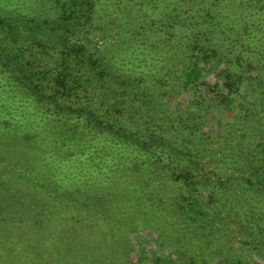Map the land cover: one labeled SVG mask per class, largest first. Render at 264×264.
<instances>
[{"label": "trees", "instance_id": "16d2710c", "mask_svg": "<svg viewBox=\"0 0 264 264\" xmlns=\"http://www.w3.org/2000/svg\"><path fill=\"white\" fill-rule=\"evenodd\" d=\"M237 1L229 0V3L235 5ZM28 2L25 0L24 4ZM54 2L52 13L29 16L15 10L0 14V167L5 165L2 169L8 174L6 183L0 178V194L3 191L11 201L20 200L22 189L31 187L27 181L44 186L50 179L69 180L73 187H80L79 190L75 188L74 197L87 195L92 198L99 193L92 191L93 186L109 190L112 185L120 192L119 186L127 179L123 172L126 168L114 167L137 164L168 168L191 159L188 156L193 147L231 168L230 180L220 182L228 185V190H221L219 186L218 197L221 192L239 186L244 189L264 187V172L259 169L245 179L238 174L245 167L247 171L250 170L248 166L258 167L264 159V149L260 148L264 145V81L261 79L264 66L246 62V72L234 70L222 75L227 91L224 104L228 108L224 121L217 124L215 133L219 135H212L213 143L208 147L205 143L184 146L180 143L184 138L179 133L181 121L175 118L166 120L165 103L171 98H166V102L162 98L172 90L163 78L156 77L163 69L160 65L164 60H161V50L154 44L157 40L154 43L151 40L152 37L158 39L160 33L165 35L167 29L183 19L173 14L171 18L158 21L146 10L139 19L149 18L151 23L134 24L133 18L137 19L134 9L138 8L137 4H147V0ZM150 2L151 9L159 6L158 2ZM240 2L243 9L241 21L253 26L264 25V0ZM198 3L196 11L199 16L185 10L184 21L189 22L193 31L184 32L188 34V43H184L183 50L180 49L183 52L181 60L189 63L184 70V86L192 81L193 73L198 68L200 70L202 57L207 60L218 54L231 58L237 56L231 48L227 49L225 33L219 31L224 17L220 14L210 17V14L203 13V2ZM223 5L227 8L225 2ZM140 7L148 8V5ZM212 19L215 22H211ZM175 37L170 44H165L169 51L171 46L183 43L178 35ZM200 40L208 43L207 50L200 48ZM240 41L238 36L237 43ZM221 46H226L225 52ZM208 49L212 55L207 54ZM242 73L246 76L241 77ZM38 99L49 102L55 109L46 108L45 111L42 103H37ZM75 108L81 109L80 114ZM10 121L11 125L5 124ZM186 134L188 138L199 134L207 136L206 132L193 126ZM49 153L55 154L49 159ZM57 154H62L60 161ZM78 158L82 160L80 164L91 160L107 173L102 174V170L94 173L80 166ZM61 165L67 169L64 175L61 174L64 172ZM234 172L237 176L232 174ZM156 177L151 180L154 178L153 181L158 182V191H165L169 207L175 200L177 184L171 183L169 177ZM87 188L92 189L91 192ZM206 228L214 231L205 226L203 229ZM205 234L209 235L208 232ZM202 239L214 240L210 237ZM216 239L223 243L228 238L221 234ZM8 240L0 244L3 247L0 259L6 252L16 255L7 250ZM104 241L107 246L109 241ZM214 243L212 241V246ZM214 247L217 251L222 249ZM102 248L105 249L104 245ZM51 258L47 264H58V259L68 264L65 255ZM123 259L122 253L116 262ZM168 262L170 260L165 259L164 263ZM121 264L128 262L122 261Z\"/></svg>", "mask_w": 264, "mask_h": 264}, {"label": "rangeland", "instance_id": "374dc122", "mask_svg": "<svg viewBox=\"0 0 264 264\" xmlns=\"http://www.w3.org/2000/svg\"><path fill=\"white\" fill-rule=\"evenodd\" d=\"M24 1L0 0V14L15 10L29 16L52 13L56 4L54 0H28L27 4H24ZM150 1L147 0V4H137L138 8L134 9L133 14L139 21L133 18L134 24L143 21L146 24L151 23L149 18L139 19L146 10L158 21L169 16L171 18L173 14L183 19L174 27H170L171 29H167L168 35L158 33V39L151 38L153 43L157 40L154 44L161 50V60H164L160 65L163 69L159 70L156 77L163 78L166 86L172 90L162 98L165 102L166 98H171V101L164 102L168 113L166 120L175 118L181 121L179 133L183 134L184 138L180 143L184 146L193 147L195 144L205 143L208 147L213 143L212 135H219L215 133L217 124L224 121V113L228 108L224 104L227 91L222 75L234 70L246 72V62L264 66V25L260 23L253 26L241 21L243 9L240 0L235 5H230L229 0H153V3H159V6L153 9ZM201 1L204 4H201L203 13L210 14V17L219 14L224 17L219 24V31L225 33L227 49L231 48L232 53L237 56L232 55L231 58L226 54H218L215 58L210 57L207 60L202 57L200 70L198 68L193 73L192 81L184 86V70L189 63L181 60L183 52L180 49L183 50L184 43H188V34L184 32L193 31L189 22L184 21L185 10L199 16L196 8ZM224 2L227 8L223 7ZM142 5H148V8L142 9ZM211 22H215V19ZM175 35H178L183 43L171 46L172 50L169 51L165 44H170ZM238 36L242 41L240 43H237ZM161 39H165L164 45ZM200 43V48L207 50L208 43L203 40H200ZM221 47L224 51L226 46ZM209 51L210 49L207 54L212 55L213 52ZM261 74L264 81V68ZM240 76L246 75L242 73ZM38 102L42 103L45 111L54 108L45 100L38 99ZM74 110L77 114L81 112L80 108ZM165 123L168 124L166 121ZM5 124L11 125V121ZM192 126L206 132L207 136L209 134V139L206 140L207 136L200 134L188 138L186 133ZM261 143L262 141L260 145ZM260 148L263 150L264 145ZM54 154L49 153V159ZM56 156L60 161L62 154ZM188 157L191 159L174 163L168 168H153L152 165L141 167L137 164H128L121 168L116 166L115 169L126 168L123 172L127 179L119 186L121 191L118 192L112 185L109 190L96 189L93 186L91 190L99 193L92 198L87 195L74 197L76 186L73 187L69 180L64 182L50 179L44 186L27 181L31 187L22 189L20 200L16 198L11 201L2 191L0 244L9 239L10 244L6 248L16 255L6 252L0 259V264H47V261L50 263V257L53 259V256L64 255L68 258V264H121L122 261L128 264H264V187L244 189L239 186L235 190L225 191L223 194L221 192L218 197L216 191L219 186L221 190H228V185L220 182L230 180L231 168H227L210 155L201 153L196 147L190 149ZM179 158L181 159V155ZM78 162L80 166L94 173L101 170L102 174L107 173V170L91 160H85L82 165V160L78 158ZM4 167L5 165L2 168ZM248 167L249 171L245 170V167L238 173L241 178L245 179L257 169L264 172V159L258 167ZM2 168L0 167V178H4L6 183L8 174ZM66 170L63 168L64 172L61 174H66ZM232 174L237 176L236 172ZM151 176L169 177L171 183L177 184L173 196L175 200L171 206H167L165 191L163 193L157 190L158 182L155 183L154 178L151 180ZM79 189L80 187L76 188ZM87 190L91 192L90 189ZM77 198L79 199L73 201ZM204 226L214 231L203 229ZM221 234L223 238H228L224 239L223 243L216 239L220 238ZM209 237L214 240L210 239V242L209 239H202ZM104 240L109 241L107 246ZM212 241H215L214 246H220L224 251H217L212 246ZM103 245L105 249L102 248ZM2 250L0 245V254ZM122 253L124 259L117 263V258L121 257ZM40 257L43 259H39ZM165 259L170 262L164 263ZM56 262L64 264L61 259Z\"/></svg>", "mask_w": 264, "mask_h": 264}]
</instances>
